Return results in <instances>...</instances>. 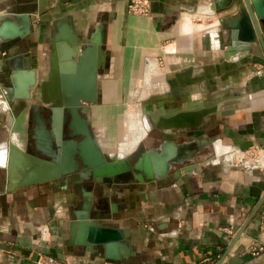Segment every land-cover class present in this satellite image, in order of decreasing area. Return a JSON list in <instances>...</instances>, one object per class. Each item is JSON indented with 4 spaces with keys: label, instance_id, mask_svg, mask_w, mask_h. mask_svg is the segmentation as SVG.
<instances>
[{
    "label": "crops",
    "instance_id": "obj_1",
    "mask_svg": "<svg viewBox=\"0 0 264 264\" xmlns=\"http://www.w3.org/2000/svg\"><path fill=\"white\" fill-rule=\"evenodd\" d=\"M24 1L0 0V14L13 19L12 13L21 10ZM127 1L53 0L43 14L33 15L27 35L32 58L28 68L38 74L43 71L40 74L47 78L52 64L49 39L56 30L55 21L70 16L77 36L94 35L98 29L103 38L100 106L94 109V133L99 143L103 139L112 152L125 154L114 145L127 142L128 136L127 154L140 138L149 135L150 141L144 138L139 144L142 152L158 147L150 144L162 139V132L153 126L156 111L159 119L168 109L182 104L203 102L204 109H212L216 102L219 113L203 117L200 134L173 137L177 143H188L195 136L197 142H209V148L192 163L174 166L164 180L138 182L134 187L120 185L123 192L110 191L129 202L127 211L103 222L118 227L127 245V254L112 260L106 257L105 247L74 242L78 228L70 242L75 195L56 190L57 183L50 192L45 183L17 188L20 168L13 162L10 170L14 175L6 181L8 160L2 146L19 139L24 163L33 154L20 127L25 128V123L21 125L0 111V264H35L39 252L68 264H215L264 193V51L257 44L247 53L225 56V37L216 21L229 11L233 14L235 6L215 15L204 10L210 0H149V14L141 16L127 11ZM30 7L28 11L34 9ZM43 44L46 46L41 49ZM17 51L18 47H13L9 53ZM7 60L0 59L1 100L12 88L4 86L11 68ZM156 70L158 74L151 72ZM137 92H145L142 101L147 106H143L145 116L136 114L133 127L127 113L133 132H108L105 126L103 136L99 118H103L107 104L128 102ZM229 101L236 108L223 115L230 108ZM153 128L158 132L151 134ZM237 138L253 145L241 152L233 145ZM225 227L236 231L229 237ZM258 243H264V200L221 264H264V253H251V247Z\"/></svg>",
    "mask_w": 264,
    "mask_h": 264
},
{
    "label": "water",
    "instance_id": "obj_2",
    "mask_svg": "<svg viewBox=\"0 0 264 264\" xmlns=\"http://www.w3.org/2000/svg\"><path fill=\"white\" fill-rule=\"evenodd\" d=\"M52 1L26 0L28 5L34 6L32 11L26 9L15 11L12 13L13 19H10L9 15H0V46L26 37L31 32L33 15L43 14ZM209 6L211 13L215 15L229 11L235 6L233 14L229 11L228 15L219 17L216 21L222 36L225 37L227 58L247 53L257 44H260L264 51V0H210ZM70 21V16L61 17L55 21L56 30L51 33L49 39L52 44L51 70L47 78L43 79L41 76L42 81L39 88L37 73L28 66L11 73L13 88L6 97L8 104L3 112L11 115L14 120L21 121L22 125L25 123L26 108L24 106L14 108L12 104L20 98L27 99L31 88H35L36 93L42 95L45 103H52L63 108L75 109L82 102L91 105L97 103L98 77L105 59L102 50L103 38L98 29L94 35L77 36ZM214 103L215 107L212 109L201 108V105H188L176 107L164 113L159 119L162 124L155 125L162 132V142L158 147L143 151L132 164L129 162L128 155L144 140L145 136L140 138L127 154H115L106 151L98 140L85 132L86 137L78 144L72 141L63 145L56 143L58 149L55 154L52 153L53 137L42 127L41 130L35 131V136H33L36 139V149L41 155L52 156V160L48 161L44 157L31 153L32 156H27L28 160L24 163L22 142L16 139L2 146V154L8 160V169L4 178L9 181L14 175L10 170V162H13L20 168L17 172L19 175L17 176V188L46 183L62 177H68L73 185L86 179H92L102 185L104 177L111 179L114 184L128 183L131 182V172L133 177L141 183L164 180L174 166H182L185 162L192 163L196 156L209 148V142H197L195 136L188 143H177L173 137L183 136L182 132L186 130L199 128L204 123L202 122L203 117L218 114L219 106H216V102ZM233 104H235L233 101H229L230 108L222 114H232L236 108L232 106ZM20 127L25 133V128ZM59 138L58 135V141ZM233 145L234 148L244 152L253 143L237 138L233 140ZM28 154L30 155L29 152ZM75 155L81 162L79 169H77ZM121 172H127V177L119 176ZM88 192L91 194V191ZM103 192L105 195V191ZM86 200H83L79 207L72 206L74 217L70 222V242L75 240V229L78 228L79 233L74 242L82 243L87 247L92 245L101 249L105 247L106 257L112 260L118 259L119 255L127 254V245L120 229L105 226L102 218L107 216L101 212L98 203L91 198ZM263 200L264 193L244 223L232 236L224 253L215 264H221Z\"/></svg>",
    "mask_w": 264,
    "mask_h": 264
},
{
    "label": "flooded vegetation",
    "instance_id": "obj_3",
    "mask_svg": "<svg viewBox=\"0 0 264 264\" xmlns=\"http://www.w3.org/2000/svg\"><path fill=\"white\" fill-rule=\"evenodd\" d=\"M30 43L31 42H29L28 40L22 41L21 38V39L12 40L3 47L0 46V50H1L0 54L3 55V57L0 59H2L3 62L4 60L8 59L7 60L8 64L11 65V68L8 69V74L6 75L7 78H6V82L4 83V86L12 87L13 78L11 77V73L13 71H15L16 69H21V68L23 69L25 66H30V64L32 66L31 63L32 58L31 55H29L27 49ZM13 47H18V51L15 54L9 53V51ZM7 61H5V63H7ZM41 76L43 77V75L37 74L38 88L40 87V83L42 81ZM101 99L102 98H100V101ZM12 105L13 107L24 106L26 108L25 109L26 111L24 112V115L26 116H24V118H25V138H26L28 150L30 151V153L36 156L44 157L48 161L52 160V156L41 155L40 152L36 149V143H35L36 139L33 137L35 136V131L41 130L42 127L46 131H48V133H50L53 137L52 153L55 154L58 149L56 143H60L61 145H63L69 141H72L78 144L81 141H83V139L86 137V133L90 134L91 136H93V138L96 139L94 133L95 132L94 119L97 117V115L94 112V109L96 107V105L94 104L91 105L82 102L78 107H75V109L55 106L52 103H45L43 101L42 95L40 96L37 95L35 88H31L30 96L27 99L20 98L17 102H13ZM97 106H100L99 103L97 104ZM22 111L23 109L21 110V112ZM108 111L109 109L106 112H104V115L105 114L108 115L109 114ZM58 135L60 137L59 141L57 140ZM147 140H149V135L146 136L144 141ZM161 142L162 139L161 140L157 139L155 141H152L150 144L158 146ZM100 144L104 148V146L101 143V140H100ZM141 153H142V147L141 145H139L138 150L136 151L135 155H133L129 159V162L132 164L141 155ZM75 160L77 161V169H79L81 167V162L77 155H75ZM119 176L127 177V172H121L119 173ZM130 176H131V182L128 183L123 182L120 184H114L111 182V179H107L104 177L102 178V185L97 184L92 179H88V180L86 179L84 181L79 182L78 184L73 185L70 183L68 177L66 178L62 177L57 180H51L46 182L44 184L45 186L44 188L46 191L50 192L51 190L56 189L54 187V184L57 183L58 184L57 188L59 189L56 190H60L62 193L69 192L77 197V200L73 202V205L76 204L74 206L77 207L80 206V203L83 200L87 201L86 199L88 198H91L92 200L94 199V201L98 203L101 212L107 216L102 218V221L104 223H108L112 215L117 214L119 212L127 211L128 209L129 202L124 200L122 197L119 198L116 197L113 193H110V191L123 192L121 191L122 189L120 190L119 187L120 185H133L134 187L135 184H138V181L133 177L132 172ZM88 191H91V194ZM103 191H105V195L103 194L104 193ZM71 211L73 213L72 208Z\"/></svg>",
    "mask_w": 264,
    "mask_h": 264
},
{
    "label": "rangeland",
    "instance_id": "obj_4",
    "mask_svg": "<svg viewBox=\"0 0 264 264\" xmlns=\"http://www.w3.org/2000/svg\"><path fill=\"white\" fill-rule=\"evenodd\" d=\"M25 4H23L20 9H26V10H30V5H27L26 4V1L24 2ZM186 23V22H185ZM27 40V36L22 38V41H26ZM43 46H46V45H42L41 46V49H43ZM47 48V47H45ZM37 53V52H36ZM40 70H38L39 72ZM43 72V71H40V73ZM151 72H154L153 74H158V70L156 71H151ZM160 72V71H159ZM39 73V75H41ZM38 74V73H37ZM1 95V93H0ZM137 94H135L134 97H132V99H130L128 102H125V103H121V104H107L106 106V109L108 110L109 109V114L108 115H104V112L102 113L103 115V118H99V124H101V128H103L104 131H102L101 133H103V136L105 135V126L107 127V131L108 132H114V131H118L120 132L121 134H125V133H131L133 132L131 130V128L129 127V124L127 123V113L130 112V116L131 114H143V106H145L143 104V102L145 101H142V99L138 100L137 99ZM147 106V105H146ZM103 110V109H102ZM144 115V114H143ZM139 116V115H138ZM145 116V115H144ZM140 122H143L142 118H140ZM129 123H130V117H129ZM139 126H140V123L137 122L136 123V128L138 130L139 129ZM96 127V126H95ZM135 128V129H136ZM203 129V124L197 128V129H194V130H186L183 133V136H175L176 138H182L186 135L190 136V135H196L195 133L200 132L202 131ZM151 134L155 133V132H158L157 128H153L151 131ZM150 134V135H151ZM128 136H127V142H125L124 140L123 141H117L115 142V147L116 148H121V151L126 153L127 151V148H128ZM131 138V137H130ZM103 140V139H102ZM101 140V142H102ZM104 141V140H103ZM143 143V142H142ZM104 144V148L108 151V152H112L108 146V143L106 141L103 142ZM138 150V148H137ZM136 150V151H137ZM136 151H132L129 155H128V159H130L133 155H135ZM120 152V151H119ZM114 153V152H113Z\"/></svg>",
    "mask_w": 264,
    "mask_h": 264
},
{
    "label": "built area",
    "instance_id": "obj_5",
    "mask_svg": "<svg viewBox=\"0 0 264 264\" xmlns=\"http://www.w3.org/2000/svg\"><path fill=\"white\" fill-rule=\"evenodd\" d=\"M127 11L131 14L147 16L149 14V0H128ZM7 108L3 107L0 103V111H5ZM45 228L43 233L46 232ZM224 232L231 237L236 229L233 227H225ZM251 253L253 255H259L264 253V243H258L251 247ZM35 264H68V262L62 258L49 253L39 252L35 258Z\"/></svg>",
    "mask_w": 264,
    "mask_h": 264
},
{
    "label": "bare ground",
    "instance_id": "obj_6",
    "mask_svg": "<svg viewBox=\"0 0 264 264\" xmlns=\"http://www.w3.org/2000/svg\"><path fill=\"white\" fill-rule=\"evenodd\" d=\"M204 10L207 11V13H211V8H210L209 5H208L207 7H205ZM0 15H1V14H0ZM146 85H149V80L146 81ZM98 86H99V85H98ZM12 88H13V87H12ZM12 88H11V89H12ZM139 91H140V90H139ZM38 95H39V94H38ZM137 95H138V96H137L138 99H143V97H144V95H145V92H140V93L137 92ZM0 96H1V95H0ZM39 96H40V95H39ZM24 98H25V97H24ZM204 102H205V101H204ZM0 103L3 104V107H4V108L7 107V104H8V103H7L6 99H4V100H1V99H0ZM98 103H99V88H98V98H97V103L94 104V105H97ZM206 103H207V102H206ZM16 104H17V103H16ZM19 105H20V104H19ZM188 105L194 106V105H192V104H187V105L182 104L183 107H184V106H188ZM195 105H196V106H200V105L203 106V102L196 103ZM202 106H201V108H203ZM14 107H15V106H14ZM174 108H175V107H174ZM165 110H166V109H165ZM169 110H171V108L168 109L167 111H169ZM161 111H162V109H161ZM167 111H166V112H167ZM166 112H165V113H166ZM144 113H145V112H144ZM144 113H143V114H144ZM161 113H162V112H161ZM156 114H157V111L154 113L155 116H154V118H153V120H154V124H153V126H154V125H157V124H162V122L159 121L160 117H159V119L156 118ZM163 114H164V113H163ZM25 116H26V115H25ZM136 116H137L136 114H131V116H130V121H131V126H132V127L134 126V122L136 121ZM20 122H21V121H20ZM21 125H22V122H21ZM153 126H152V127H153ZM19 129H20V128H19ZM218 147H220V146H218ZM216 149H217V148H216ZM221 149H223V148H221ZM219 150H220V149H219ZM116 154H117V153H116ZM118 154H120V153H118Z\"/></svg>",
    "mask_w": 264,
    "mask_h": 264
}]
</instances>
